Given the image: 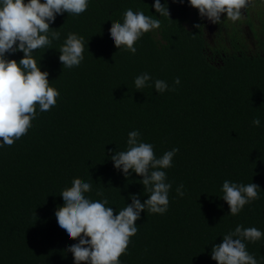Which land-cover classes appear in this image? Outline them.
<instances>
[{"label":"trees","instance_id":"16d2710c","mask_svg":"<svg viewBox=\"0 0 264 264\" xmlns=\"http://www.w3.org/2000/svg\"><path fill=\"white\" fill-rule=\"evenodd\" d=\"M154 2L89 0L79 16L58 15L50 27L60 39L34 52L60 96L50 111L37 108L26 135L0 147V264H74L67 248L78 240L59 227L55 211L75 178L91 183L87 198L107 197L114 214L131 203L130 195L148 198L142 177H125L110 159L127 150L133 130L158 158L179 151L165 169L172 185L167 212L141 213L120 264H216L211 249L229 231L243 225L264 232V37L257 51L230 49L233 41L214 47L204 19L189 15L188 0H161L170 18L156 13ZM129 8L161 20L136 42L135 54L117 49L109 32ZM69 33L85 40L84 60L71 69L59 61ZM8 58L19 62L23 53ZM142 73L152 86L138 90L134 80ZM157 79L175 91L157 93ZM225 180L258 184L259 199L231 215L222 199ZM181 184L183 196L176 192ZM245 243L264 264V237Z\"/></svg>","mask_w":264,"mask_h":264},{"label":"clouds","instance_id":"9594fccd","mask_svg":"<svg viewBox=\"0 0 264 264\" xmlns=\"http://www.w3.org/2000/svg\"><path fill=\"white\" fill-rule=\"evenodd\" d=\"M173 3L183 4L184 0H173ZM188 3L198 10L201 19L217 25L225 18L233 23L241 21L246 10L255 7L254 0H188ZM88 5L89 0H0V147L12 146L28 133L37 118V108L43 113L56 105L60 92L50 86L49 73L41 71L33 54L38 49H51L53 40L60 39V32L50 27L58 15L79 16L87 11ZM153 7L160 16L170 18L167 2L155 0ZM224 14L226 17L222 19ZM160 27V19L129 8L123 14V22L113 21L109 32L117 49L123 46L125 51L135 54L136 42ZM84 50V37L69 33L59 49V61L68 69L78 67L84 60ZM17 52L23 53L19 62L8 58ZM151 80L148 73L138 75L134 80L136 89L151 87ZM153 83L157 93L175 91L164 80ZM173 84H180L179 77ZM252 123L259 126V118ZM140 137L137 130L129 132L127 150L115 151L110 159L125 177L132 172L142 177L141 184L149 194L146 200L141 202L138 195H130L131 203L114 214L113 207L107 206L109 200L103 191L96 192L97 196L104 197L102 201L86 197L92 185L80 178L73 179L71 187L62 191L64 203L55 211V217L68 238L78 240L67 248L74 264H120L121 255L127 254L130 238L138 232L136 222L141 219V213L145 209L161 215L167 212L172 185L167 182L165 169L172 167L179 149L172 148L158 158L153 145L142 142ZM183 187L181 184L176 189L179 196L184 195ZM260 190L256 183L225 180L222 199L229 213L236 216L245 205L259 199ZM262 237L264 232L256 227L238 225L212 247L211 259L216 264H258L245 242L255 243Z\"/></svg>","mask_w":264,"mask_h":264},{"label":"flooded vegetation","instance_id":"af4514ba","mask_svg":"<svg viewBox=\"0 0 264 264\" xmlns=\"http://www.w3.org/2000/svg\"><path fill=\"white\" fill-rule=\"evenodd\" d=\"M255 7H249L245 12V17L241 21L235 23L229 21L219 25L210 23L204 19V30L207 38H211L212 46L219 47L220 42L233 41L229 45L230 49L257 51L261 49L259 40L264 37V0H254ZM191 12L189 15H199L198 10L190 6ZM226 14H224L225 16ZM222 16V19H224ZM235 27V28H234ZM210 30H208V29ZM208 30V35L206 33ZM230 36H243L244 42L240 39L226 40ZM240 38V37H239Z\"/></svg>","mask_w":264,"mask_h":264},{"label":"rangeland","instance_id":"374dc122","mask_svg":"<svg viewBox=\"0 0 264 264\" xmlns=\"http://www.w3.org/2000/svg\"><path fill=\"white\" fill-rule=\"evenodd\" d=\"M224 17H226V15L224 16ZM224 21L225 22H229V20H227L226 18L224 19ZM235 28V27H234ZM208 29V28H207ZM209 30V29H208ZM208 30H206V33H207V35H208ZM210 31V30H209ZM209 41H211V38L209 37V38H207Z\"/></svg>","mask_w":264,"mask_h":264}]
</instances>
